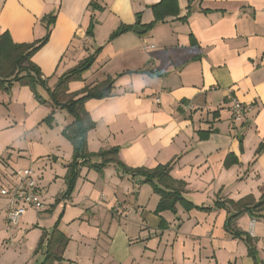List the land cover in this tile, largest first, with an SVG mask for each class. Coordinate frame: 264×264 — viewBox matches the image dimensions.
<instances>
[{
    "label": "crops",
    "instance_id": "crops-1",
    "mask_svg": "<svg viewBox=\"0 0 264 264\" xmlns=\"http://www.w3.org/2000/svg\"><path fill=\"white\" fill-rule=\"evenodd\" d=\"M161 2L0 0V37L9 33L16 44L43 39L42 19L56 15L48 42L32 58L51 88L97 53L83 81L69 84L75 93L112 80L110 97L85 103L96 124L88 151L118 148L129 168L172 164L171 177L194 206L177 203L176 212L158 213L153 187L115 164L102 172L83 167L64 199L73 146L61 135L73 118L50 104L43 112L27 86L0 89V183L10 184L22 154L32 153L46 161V180L37 175L49 200L34 220L8 231V200L0 195V264H41L44 253L36 250L57 222L69 243L54 264H264V210L253 216L233 205L264 196V151L257 156L264 143V0H177L178 14L148 30ZM122 26L131 29L111 40ZM233 99L252 105L242 122L232 114ZM48 110L54 122L40 136L32 114L41 119ZM19 144L15 156L7 154ZM11 234L24 244L7 246Z\"/></svg>",
    "mask_w": 264,
    "mask_h": 264
},
{
    "label": "trees",
    "instance_id": "trees-1",
    "mask_svg": "<svg viewBox=\"0 0 264 264\" xmlns=\"http://www.w3.org/2000/svg\"><path fill=\"white\" fill-rule=\"evenodd\" d=\"M154 10L156 20L146 26L148 30L160 21H163L166 15L178 14L177 0H162L160 4L154 7ZM55 17L56 15L53 14L45 16L42 19V22L46 25L47 34L39 41L29 44H16L9 33H5L0 37V89L9 93L15 85L27 86L34 93L36 100L40 104L49 103L54 109L66 110L73 118V122L65 127L62 132L64 137L73 146V160L68 166L65 177L67 191L63 194V198L68 199L72 195L83 167L102 172L108 165L115 164L122 174L132 177L142 176L144 177V182L153 187L154 192L160 196L157 208L158 213L166 210L176 212L177 203L184 205L187 210L192 209L194 207L193 204L184 199L183 183L175 180L170 175L172 164L159 165L154 169L144 167L129 168L119 160L118 148L102 150L98 153H90L88 151V134L95 128L96 124L85 109V103L91 99L110 97L112 91L110 84L112 80L108 79L93 87H86L79 92H69L70 83L83 81L84 74L92 68L95 62L96 53L63 74L54 87L51 88L49 86L48 79L43 78L41 69L33 62L32 58L48 42ZM129 29L131 28L127 26L120 27L111 35L110 39H115ZM39 88L47 91L48 100L43 98L39 92ZM54 112L53 110L51 115L45 119L46 124L49 126L54 122ZM201 134L205 139L209 136L210 132ZM263 151L264 143L258 149L257 156ZM233 205H239L242 208L245 205L244 212L256 216V212L264 210V196L263 200L256 204H245V201H243L240 204ZM238 216L239 214L232 216L231 220H236ZM58 224V222L55 224L50 234L45 233L43 235V239L38 245L36 253L39 251H43L44 253V260L41 264H54L63 261V253L69 243V239L58 229ZM235 236L242 238L243 234L237 232ZM245 241L252 254L254 248L251 245L250 237L245 238Z\"/></svg>",
    "mask_w": 264,
    "mask_h": 264
},
{
    "label": "built area",
    "instance_id": "built-area-1",
    "mask_svg": "<svg viewBox=\"0 0 264 264\" xmlns=\"http://www.w3.org/2000/svg\"><path fill=\"white\" fill-rule=\"evenodd\" d=\"M252 105L243 104L233 99L231 111L237 121H244ZM12 182L6 186L1 184L0 195L7 198L6 229H17L27 209L39 212L43 208L40 192V177L31 168L15 170L11 173ZM23 245V238L16 239V234H11L7 246Z\"/></svg>",
    "mask_w": 264,
    "mask_h": 264
},
{
    "label": "rangeland",
    "instance_id": "rangeland-1",
    "mask_svg": "<svg viewBox=\"0 0 264 264\" xmlns=\"http://www.w3.org/2000/svg\"><path fill=\"white\" fill-rule=\"evenodd\" d=\"M84 79V78H83ZM43 88V87H42ZM44 89V88H43ZM43 91H45L46 93H47V91L46 90H43ZM48 95V94H47ZM46 100H48V99H46ZM49 103H43V104H40L42 107H41V109L43 110V112L46 110V107H49V105H48ZM49 111L50 110H48V112L46 113V114H42V118L40 119V117H38V113H33L32 115V117H33V119H35V120H37V123H39L38 124V126H40V128L38 129V132H37V134H44L45 132H46V130H47V127L46 126H48L47 124H46V122H45V119L49 116V115H51V113H49ZM65 113L67 114V116H69L68 114V112L67 111H65ZM54 114H55V112H54ZM55 121H56V119H55ZM41 123V124H40ZM32 128H33V126H31V127H29V131H28V128H27V131H28V134H30V132H31V130H32ZM52 131H54V133L53 134H56L57 135V131L55 130V129H53L52 128ZM32 134H34V133H32ZM41 136V135H40ZM62 137H64V135L62 134L61 135ZM66 138V137H65ZM27 141H29V140H27ZM2 144V143H1ZM18 149H20V144L16 147V149H13V148H9V149H7V154L8 153H13V155L15 156V154H14V150L16 151H19ZM26 153V152H25ZM23 153L22 154V157H23V167L22 168H19V169H26V168H31L32 170H34L35 172H36V174L38 173V174H43V179H45L46 180V176L44 175V168H45V166H43V168L41 167L42 166V164H44V162H46L45 160L43 161V160H40V158H34L32 155V153H31V155H30V153L28 152V153ZM24 155V156H23ZM30 157H32V158H30ZM32 160H34V161H32ZM43 161V162H42ZM43 169V170H42ZM43 171V172H42ZM49 177H50V175H48L47 176V181H49ZM3 183V182H2ZM2 183H0V184H2ZM6 186H8V183H6ZM47 195V192H46V190L45 191H43L42 190V193H41V202H42V204H43V208H42V210L41 211H43L44 209H45V206H48L49 205V200L48 199H45V196ZM56 202V201H55ZM45 204V205H44ZM42 214V213H41ZM40 215V214H39ZM47 214H42V216L44 217V218H46L47 216H46ZM43 217L41 218L40 217V222L43 220V223H44V219H43ZM36 218V211L34 210V209H27V211H26V214L24 215V217L22 218V222H23V220L25 221L26 220V222H27V220H29V221H32V220H34ZM35 223V222H34ZM34 223H31L30 225H32V226H30V228L29 229H32L33 228V230H35V227H36V225H35V227H34Z\"/></svg>",
    "mask_w": 264,
    "mask_h": 264
},
{
    "label": "water",
    "instance_id": "water-1",
    "mask_svg": "<svg viewBox=\"0 0 264 264\" xmlns=\"http://www.w3.org/2000/svg\"><path fill=\"white\" fill-rule=\"evenodd\" d=\"M135 32H137L138 34H143L145 32V30L140 28V27H136Z\"/></svg>",
    "mask_w": 264,
    "mask_h": 264
}]
</instances>
